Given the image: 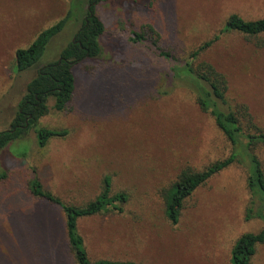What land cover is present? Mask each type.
Returning <instances> with one entry per match:
<instances>
[{
  "label": "rangeland",
  "instance_id": "374dc122",
  "mask_svg": "<svg viewBox=\"0 0 264 264\" xmlns=\"http://www.w3.org/2000/svg\"><path fill=\"white\" fill-rule=\"evenodd\" d=\"M88 8V0H0V132L9 128L37 67L59 59ZM71 10L39 64L19 72L16 51ZM97 14L105 25L100 57L74 67L72 102L58 112L51 99L40 124L67 129L69 136L57 140L44 159L34 130L0 152V173H9L0 182V264H73L59 208L32 198L26 185L37 174L64 201L82 202L98 193L107 172L115 174L119 188L132 186L134 195L147 199L127 206L133 215L125 219L100 216L82 225L93 259L231 264L237 239L264 228L259 201L247 218V171L235 165L217 175L190 199L177 224L166 219L158 188L181 165L200 169L227 157L230 144L194 95L168 74L171 66L127 38L132 27L140 33L152 27L161 45L185 59L219 34L228 16L264 18V0H109L98 5ZM202 58L226 75L234 104H246L264 130V36L222 34ZM257 153L264 165L263 145ZM252 264H264V244Z\"/></svg>",
  "mask_w": 264,
  "mask_h": 264
},
{
  "label": "trees",
  "instance_id": "16d2710c",
  "mask_svg": "<svg viewBox=\"0 0 264 264\" xmlns=\"http://www.w3.org/2000/svg\"><path fill=\"white\" fill-rule=\"evenodd\" d=\"M107 1L109 0H88L90 8L87 10V17L74 40L61 52L58 60L37 67L36 76L27 85L26 93L9 128L0 132V152L11 143L26 138L34 130L37 146L43 150L41 158L44 159L57 140L69 136V130L41 126V120L49 112L51 99L54 109L58 112L65 111L72 102L76 92L74 67L86 60L100 57V39L105 33V25L97 14V7ZM72 15L71 10L65 18L43 30L29 47L16 51L15 60L19 72L39 64L49 43L66 28ZM231 32L252 38L264 36V18L246 20L238 14L228 16L221 32L195 47L185 59H181L176 51L161 45L160 35L152 27L147 30L143 28L141 33L132 27L127 38L132 46L148 47L149 51H152L150 53L163 66H171L168 74L194 95L201 111L212 117L217 129L230 144V154L227 157L212 161L200 169L190 163L181 165L174 179L164 187L158 188L166 219L172 225L179 222L182 211L201 187L235 165L242 166L247 171V186L252 196L247 218H251L250 214L259 201L262 205L259 208V218L264 221V165L257 153L258 147L264 146V130L258 125L246 104H234L229 96L226 75L218 71L211 62L202 60V56L220 40L222 34ZM8 177V172L0 173V182L6 181ZM98 189L94 197L85 198L82 202H66L55 191L47 188L37 174L26 185V192L32 198L59 208L62 214L65 248L66 252L71 254L73 264H140L129 260L93 259L89 239L82 231V225L100 216L125 219L133 215L129 214L126 207L140 205L147 199L146 194L134 195L135 188L128 185L119 188L115 174L111 172L103 175ZM1 205L2 202L0 207ZM262 244L264 228L256 233L242 234L233 246L231 264H252Z\"/></svg>",
  "mask_w": 264,
  "mask_h": 264
},
{
  "label": "water",
  "instance_id": "95a60500",
  "mask_svg": "<svg viewBox=\"0 0 264 264\" xmlns=\"http://www.w3.org/2000/svg\"><path fill=\"white\" fill-rule=\"evenodd\" d=\"M89 8H90V7H89ZM89 8H88V9H89Z\"/></svg>",
  "mask_w": 264,
  "mask_h": 264
}]
</instances>
